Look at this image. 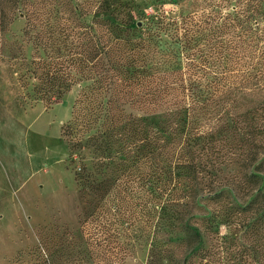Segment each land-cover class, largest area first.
Segmentation results:
<instances>
[{"label":"trees","instance_id":"16d2710c","mask_svg":"<svg viewBox=\"0 0 264 264\" xmlns=\"http://www.w3.org/2000/svg\"><path fill=\"white\" fill-rule=\"evenodd\" d=\"M8 1L15 8L21 2L26 11L33 51L28 57L30 99L51 105L74 85L86 83L66 126L76 138L74 147H84L80 135L94 130L85 143L101 153L103 167L122 142H128L127 155L135 148L148 160L162 161L155 171L159 188H165L168 176L173 185V212L164 217L162 197L163 218L190 227L184 211L210 199L219 210L209 223L240 224L254 235L261 233L264 0H206L191 6L189 0H145L144 6L135 0ZM168 3L180 10L167 11ZM127 105L143 114H127ZM233 144H239L248 162L239 166L247 173L238 184L249 198L239 205L223 201L228 198L224 190L212 197L200 194L205 167L215 155L231 156L225 146ZM124 172L104 190L121 192L124 185L116 181ZM76 179L93 187L86 167ZM193 236L202 242L200 232Z\"/></svg>","mask_w":264,"mask_h":264},{"label":"rangeland","instance_id":"374dc122","mask_svg":"<svg viewBox=\"0 0 264 264\" xmlns=\"http://www.w3.org/2000/svg\"><path fill=\"white\" fill-rule=\"evenodd\" d=\"M135 1L144 6L145 0ZM165 9L174 12L180 6L168 3ZM24 14L21 2L15 8L0 0V264H46V259L53 264H264V228L254 235L240 224L209 223L219 210L213 200L184 211L190 227L163 218L162 197L164 217L173 212V185L168 176L165 188H159V159L148 160L135 148L127 155L128 142H122L103 167L104 157L85 143L94 130L80 135L84 147H74L76 138L66 126L86 83L74 85L51 105L30 99L28 57L33 51ZM124 108L127 114H143ZM225 151L233 154L215 155L205 167L200 194L206 198L224 190L228 198L223 201L244 204L249 196L238 184L247 173L239 167L246 162L244 153L239 144ZM83 167L92 174L91 188L76 179ZM122 171L116 183L123 190L105 191Z\"/></svg>","mask_w":264,"mask_h":264}]
</instances>
